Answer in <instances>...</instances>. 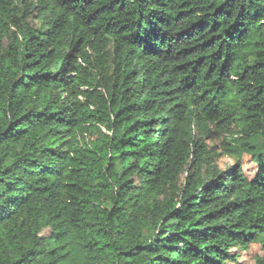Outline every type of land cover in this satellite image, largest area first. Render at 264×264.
Listing matches in <instances>:
<instances>
[{"label": "trees", "instance_id": "16d2710c", "mask_svg": "<svg viewBox=\"0 0 264 264\" xmlns=\"http://www.w3.org/2000/svg\"><path fill=\"white\" fill-rule=\"evenodd\" d=\"M252 246L264 264V0H0V264Z\"/></svg>", "mask_w": 264, "mask_h": 264}, {"label": "rangeland", "instance_id": "374dc122", "mask_svg": "<svg viewBox=\"0 0 264 264\" xmlns=\"http://www.w3.org/2000/svg\"><path fill=\"white\" fill-rule=\"evenodd\" d=\"M244 168L248 177L252 178L256 173V166L253 163L250 156L245 155L243 158ZM233 162L232 158L229 157H221L218 161V164L221 168H225L228 164ZM261 254L258 246H252V248L248 251L241 252L240 263L241 264H254V255Z\"/></svg>", "mask_w": 264, "mask_h": 264}]
</instances>
